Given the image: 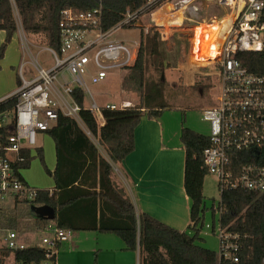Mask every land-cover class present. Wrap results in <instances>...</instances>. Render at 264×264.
<instances>
[{
  "label": "trees",
  "instance_id": "16d2710c",
  "mask_svg": "<svg viewBox=\"0 0 264 264\" xmlns=\"http://www.w3.org/2000/svg\"><path fill=\"white\" fill-rule=\"evenodd\" d=\"M96 2L0 0V30L5 32L0 43V59L18 28L14 13H17L25 34L40 35L45 46L59 49L61 11H86ZM142 3L143 0H102L103 16L99 26L103 30L110 28L126 9H136ZM160 42L163 40L157 27L141 29L136 58L125 68L132 73L128 79L136 83L134 89L140 94L137 105L116 109L101 106V116L98 117L84 105L83 90L78 86L72 87L71 96L80 107L79 120L59 113L55 123L44 131L54 142L55 165L52 171L44 163L43 147L36 145L33 149L45 172L52 177L53 186L47 189L36 187L37 193L30 199L13 197L0 201V231L23 233L24 225L20 227L15 215L11 216L17 205H28L25 211L29 213L32 208L49 205L54 210L53 219L34 217L30 213L31 220L26 225L35 233L52 223L71 230L116 234L123 241L124 250L136 252L140 264H219L215 251L197 243L201 240L205 210L202 187L208 170L203 163L202 151L208 145V135L181 123L179 140L184 150L183 187L189 201L190 220L183 230L173 228L146 212H137L132 201L113 180V165L122 161L134 148L133 132L141 116L146 114L149 118H157L165 109L163 94L167 89L166 81L144 76L151 57L159 52ZM236 58L249 72L264 74V33L261 50L239 51ZM157 72L160 74V67ZM124 81L127 82V77H123ZM6 104L1 103L0 109ZM22 152L25 159L16 167L26 168L32 156L28 148ZM242 163L264 168V143L257 154L250 149L233 151L232 169H238ZM19 178L23 180L21 174ZM5 204L12 205L11 212L4 207ZM220 206L219 226L238 233L241 246L237 263L221 262L261 264L264 257V192L240 186L225 188L220 193L219 205L212 207L213 213ZM15 256L24 261H35L43 254L38 248L29 247L16 252Z\"/></svg>",
  "mask_w": 264,
  "mask_h": 264
},
{
  "label": "built area",
  "instance_id": "2783aa9c",
  "mask_svg": "<svg viewBox=\"0 0 264 264\" xmlns=\"http://www.w3.org/2000/svg\"><path fill=\"white\" fill-rule=\"evenodd\" d=\"M194 1L143 0L138 8L126 9L120 20L106 30L99 26L103 16L102 0H97L86 11H61L59 49L46 48L52 56V66L45 68L32 59L33 74L26 79L23 77L25 62L20 63V84L12 93L0 98V104L7 102L0 109V201L13 197L30 199L37 193L36 187L19 178L22 168L16 164L24 161L22 151L34 149L37 133L51 127L59 113L79 120L80 107L71 96L72 87L86 91L92 100L87 109L101 116V106L93 100L85 73L89 70V81L96 84L108 73L132 65L139 47L138 40L126 42L108 37L126 25L136 26L166 3L172 5V11H190L195 9ZM217 1L235 7L236 12L224 29L213 28L214 32L204 37L209 36L213 41L214 54L206 61L217 73L219 90L214 105L202 109V117L210 122L209 142L202 151V159L208 172L215 175L219 193L238 186L264 192L263 167L252 163H242L236 170L231 167L233 151H252L264 143V74L249 72L236 58L239 51H257L263 47L264 0ZM14 14L19 25L18 15ZM196 27L193 25L190 30L189 54L199 46L200 33L197 34ZM66 73L69 78L64 76ZM104 106L116 109L131 106V103L122 100ZM48 191L50 194L51 190ZM221 211L220 206L218 213ZM36 234L28 240L15 230H6L0 236V264H57V248L70 238L71 229L48 223ZM239 241L238 233L219 226L216 252L219 264L239 261ZM29 247L38 248L43 257L24 261L15 256L16 252ZM136 258V264H140L138 256Z\"/></svg>",
  "mask_w": 264,
  "mask_h": 264
},
{
  "label": "rangeland",
  "instance_id": "374dc122",
  "mask_svg": "<svg viewBox=\"0 0 264 264\" xmlns=\"http://www.w3.org/2000/svg\"><path fill=\"white\" fill-rule=\"evenodd\" d=\"M194 4L196 5L194 17H190L191 15L189 14L186 16L188 19L184 18L180 26L173 24L166 29L164 28L165 33L167 35L170 33V35L166 40L160 42L159 52L151 57L149 64L146 66L144 76L146 78L148 76L159 77L166 81L167 89L163 94V99L167 108L162 110V116L160 117L163 124L171 127L175 121L178 127L182 123L184 126L192 128L199 133L209 135L210 122L202 117V109L206 106L214 105L212 101H216L215 97L219 90V81L216 71L211 69L208 61H206L207 56H202L203 47L200 44L196 50L194 49L192 53L190 52L191 55L189 54L186 45L185 28L187 25L199 24V22L201 24L213 22L212 25L206 26L214 27L217 23L215 21L218 19L231 16V18L227 19L228 22L235 14L236 8L227 7L224 4H220L217 0H195ZM212 32L207 33L210 36ZM25 35L26 38L31 35L34 36L38 41H41L38 42L40 47L47 48L40 35ZM139 35V28L137 27H121L111 34L108 39H121L129 42L137 39ZM201 36L204 41L205 35L202 34ZM209 36L207 37L208 39L210 38ZM16 42L18 45L21 43L18 38H16ZM192 44H195V42H192ZM29 48L43 67L47 68L52 64V56L47 49L38 51V48L32 46H29ZM25 59L28 60V56ZM158 67H160V74L157 72ZM31 70V65L29 63L25 64L23 67L24 76L28 77ZM88 72L84 75L85 81L97 105L104 106L105 102L115 100V97H111L112 91L115 92L117 90L118 92L120 88L128 96L131 106L140 102V94L134 89L136 83L128 79L130 75L132 76L130 71L124 72V69L112 71L107 74L104 80L96 84L90 83ZM122 73H125L124 77H127V82L124 81L118 86ZM64 76L69 78L67 73ZM59 78L61 77L59 76ZM91 102L90 96L84 91V105L88 107ZM115 102L118 103L119 101L116 100ZM36 144L42 145L44 148V163L52 171L55 164L53 140L46 132H38ZM31 156L29 166L21 169L23 180L37 188L45 189L53 186L52 177L45 172L39 158L36 156L35 150L31 151ZM202 194L205 210L203 226L200 232L201 240H198L197 243L217 252L219 249V213L218 210L213 213L212 207L215 208L219 205L220 193L214 174L208 172L205 175ZM26 206L28 207V205ZM26 206L17 205L11 216L15 215L16 222L20 227L24 225L22 228L23 233L21 234L31 240L29 238H34L37 234L31 227L26 225L27 221L31 220V214L29 211H25L27 209ZM4 207H7L11 212V204H5ZM4 233L5 231L0 233V236H3ZM123 247V241L116 234L98 233L90 230H71L70 238L58 246L56 260L57 264H94L95 258L96 264H126L127 262L136 264V254L129 250H124Z\"/></svg>",
  "mask_w": 264,
  "mask_h": 264
},
{
  "label": "crops",
  "instance_id": "0c3cea01",
  "mask_svg": "<svg viewBox=\"0 0 264 264\" xmlns=\"http://www.w3.org/2000/svg\"><path fill=\"white\" fill-rule=\"evenodd\" d=\"M194 6L196 5L194 4ZM172 8L170 3L162 5L150 17H144L135 27L139 28V33L141 29L145 30L150 26L157 27L161 33L162 40H166L170 35V33L168 35L165 33L167 27L173 24L180 26L182 20L187 18V15L190 14V17H194L195 14V9L190 11H172ZM222 20H224V17L215 22L220 24ZM212 23L205 22L204 24L212 25ZM228 23L229 21H224V25H221L220 30L224 29ZM193 25L199 26L201 23L190 24L185 28L188 51L191 41L190 30ZM213 28L215 29V27L202 26L201 35H207V32L212 31ZM4 37L5 32L0 30V43ZM16 38L21 42L19 45L16 42ZM134 40H138L140 43V35ZM201 40L203 41L202 36ZM204 41H207L206 44L208 42L211 43L208 38H205ZM38 42L41 41H38L32 35L26 38L25 33L22 31L20 25H18L16 32L12 35L4 51L3 57L0 59V98L12 93L18 87L19 74L17 67H19V64L25 62V64L29 63L31 65L32 59L37 60L36 56L31 53L29 46L38 48V51L40 49H46V47H40ZM207 49L203 48L202 56L209 54ZM27 56L28 60L25 59ZM32 71L33 69L30 71L28 77H25L24 74L23 77L26 79L31 78ZM126 71L128 70L124 69V72ZM124 76L125 73H122V78L118 86L123 83ZM111 97H115V100L105 102L104 105L110 103L118 104L122 100L129 101L128 96L123 93L121 88L118 92L117 90L115 92L112 91ZM116 100L119 102L116 103ZM161 116L162 113L158 118H149L146 114L141 116L133 132L134 148L122 161L113 165V180L132 201L137 212H146L173 228L183 230L189 224L190 220L189 201L183 187L184 150L179 140L181 125L178 127V124L174 121L172 126L169 127L163 124L160 118ZM39 146L42 147V145ZM43 152L45 157L44 148ZM133 253L136 254V252ZM126 264H131V262H127Z\"/></svg>",
  "mask_w": 264,
  "mask_h": 264
},
{
  "label": "water",
  "instance_id": "95a60500",
  "mask_svg": "<svg viewBox=\"0 0 264 264\" xmlns=\"http://www.w3.org/2000/svg\"><path fill=\"white\" fill-rule=\"evenodd\" d=\"M252 152L254 154H257L259 152V149L258 148H254L252 150ZM30 213L34 217H42V218H46V219H53L54 218V210L49 205H40V206H37L35 208H32L30 210Z\"/></svg>",
  "mask_w": 264,
  "mask_h": 264
},
{
  "label": "bare ground",
  "instance_id": "6f19581e",
  "mask_svg": "<svg viewBox=\"0 0 264 264\" xmlns=\"http://www.w3.org/2000/svg\"><path fill=\"white\" fill-rule=\"evenodd\" d=\"M234 13H235V11H234ZM165 17H166V15H164ZM229 17L231 18V16H228V18L227 19H229ZM162 18V17H161ZM164 18V17H163ZM168 18H171V17H168ZM227 19H225L224 18V20H222L221 22H220V24L219 23H216L215 25H214V27L216 28V29H220L222 26L221 25H223L224 24V21H227ZM219 27H218V26ZM227 25V24H226ZM202 26H206L205 24H201V25H199V26H197L195 29H196V31H197V34L198 33H200V35H201V31H202ZM209 27V26H208ZM218 27V28H217ZM214 32V31H213ZM200 35H198V38H199V44L203 47V48H208L207 49V51H209V54L207 55V58L208 57H210V56H213V54H214V52H213V48H212V40H210L211 41V43L210 42H208V44H206V42L205 41H202L201 40V36ZM208 45V46H207Z\"/></svg>",
  "mask_w": 264,
  "mask_h": 264
},
{
  "label": "flooded vegetation",
  "instance_id": "af4514ba",
  "mask_svg": "<svg viewBox=\"0 0 264 264\" xmlns=\"http://www.w3.org/2000/svg\"><path fill=\"white\" fill-rule=\"evenodd\" d=\"M215 101H212V104L214 103Z\"/></svg>",
  "mask_w": 264,
  "mask_h": 264
}]
</instances>
